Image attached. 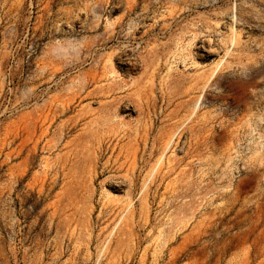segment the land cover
I'll use <instances>...</instances> for the list:
<instances>
[{"label": "rangeland", "instance_id": "1", "mask_svg": "<svg viewBox=\"0 0 264 264\" xmlns=\"http://www.w3.org/2000/svg\"><path fill=\"white\" fill-rule=\"evenodd\" d=\"M0 264H264V0H0Z\"/></svg>", "mask_w": 264, "mask_h": 264}]
</instances>
